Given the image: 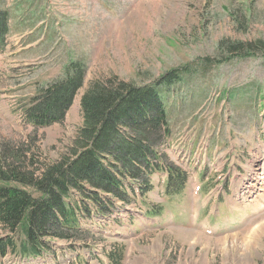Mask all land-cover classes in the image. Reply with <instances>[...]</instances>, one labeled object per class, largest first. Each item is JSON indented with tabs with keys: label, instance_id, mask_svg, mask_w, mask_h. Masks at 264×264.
<instances>
[{
	"label": "rangeland",
	"instance_id": "rangeland-1",
	"mask_svg": "<svg viewBox=\"0 0 264 264\" xmlns=\"http://www.w3.org/2000/svg\"><path fill=\"white\" fill-rule=\"evenodd\" d=\"M0 8L10 17L0 144L35 163L57 159L83 123L89 83L152 84L180 69L163 92L165 151L189 173L178 195L166 194L160 175L139 206L116 202L123 214L83 220L89 241L55 239L40 257L9 253L2 264H111L115 248L119 264H264V0H0ZM74 61L87 73L65 119L26 124L25 104Z\"/></svg>",
	"mask_w": 264,
	"mask_h": 264
},
{
	"label": "trees",
	"instance_id": "trees-1",
	"mask_svg": "<svg viewBox=\"0 0 264 264\" xmlns=\"http://www.w3.org/2000/svg\"><path fill=\"white\" fill-rule=\"evenodd\" d=\"M9 21L0 8V50ZM245 47L229 45L232 52L253 50ZM179 71L172 69L152 84L117 77L89 83L80 100L83 123L57 159L35 163L15 144H0V260L9 253L44 255L55 239L89 241L91 231L82 227V216H110L120 209L116 202L138 204L161 172L167 173L168 195L182 191L180 182L189 173L172 165L165 151L171 130L163 96ZM86 73L83 62L70 63L64 78L46 84L25 104V123L37 129L63 121ZM111 252L113 264H119L116 254L122 251Z\"/></svg>",
	"mask_w": 264,
	"mask_h": 264
},
{
	"label": "bare ground",
	"instance_id": "bare-ground-1",
	"mask_svg": "<svg viewBox=\"0 0 264 264\" xmlns=\"http://www.w3.org/2000/svg\"><path fill=\"white\" fill-rule=\"evenodd\" d=\"M241 244H243V243H241ZM245 248H246V245H245V247L243 248V250H245Z\"/></svg>",
	"mask_w": 264,
	"mask_h": 264
}]
</instances>
